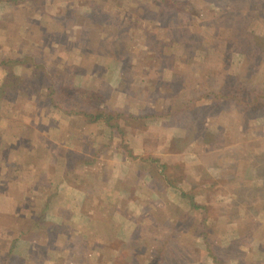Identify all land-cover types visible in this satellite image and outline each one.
I'll return each instance as SVG.
<instances>
[{
    "label": "rangeland",
    "instance_id": "1",
    "mask_svg": "<svg viewBox=\"0 0 264 264\" xmlns=\"http://www.w3.org/2000/svg\"><path fill=\"white\" fill-rule=\"evenodd\" d=\"M85 1L78 0L79 5L82 7ZM120 1L119 7H127L133 16L131 32L137 44L129 47L135 51L140 44L144 49L139 53L137 68L143 62L148 64L149 54L155 57L149 75L154 86L145 90L147 80H138L137 68L133 69L135 73H130L131 69L125 72L120 63L105 56L92 66L88 52L102 56L107 39L102 37L100 45H95L93 39L90 41L88 24L73 27L67 40H50L36 50L35 57L46 62L70 59L75 63L77 56L83 57L79 61L83 60L84 68L90 71L81 70L83 74L76 83L82 82L85 75L93 85L102 77L110 80L112 85L105 89L109 100L104 106L134 114L136 119L128 115L118 118L122 131L110 138L108 127H91L81 116L59 109L40 117L31 94L0 93V231L9 236L12 226L22 231L34 229L24 241L46 230L44 222H55L60 204L62 191L57 184L67 181L79 189L71 192L75 200L71 211L81 215L76 220L84 223L87 214L93 216L89 225L95 236L85 237L78 244L89 264H120L117 253L139 234L146 236L140 245L151 253L156 250L152 238L163 242L169 235H178L177 244L185 247L180 250L183 256H177L182 264H264V202L262 206L258 201L245 214L242 199L235 193L237 186L246 181L259 197H264L263 110L251 111L250 107L242 117L229 102L226 107L206 106L212 105L214 97L210 95L199 101L204 104L201 118L167 116L171 89H178L181 100L185 99L193 86L207 79L213 67L217 91H226L222 86L225 73L239 77L241 84L252 81H248L247 103L264 93V0H190L198 12L185 11L170 23L166 18H156L153 0ZM11 10L10 6H0V53L15 55L27 50L40 33L23 23L22 13ZM59 11V5H55L49 7L48 14L59 17ZM25 15L37 24L44 22L50 31L59 28L49 17L42 20L38 7H27ZM153 19L155 26L150 24ZM176 24L184 29L182 35H177ZM236 32L241 35L239 41L231 40ZM76 70L80 74V69ZM139 83L142 90L132 93L130 87ZM34 87L31 82L26 91ZM259 99L262 106L264 96ZM103 144L105 149L99 147ZM162 167L167 168L166 176L168 173L177 178L181 190L189 192L187 198L179 190H167L162 177L165 175L160 173ZM203 188L205 193L196 192ZM85 192L90 194L89 201L82 200ZM191 195L215 208L211 218L218 216L216 221L211 220L207 242L185 231L182 236L173 229L185 212L196 219V213L189 210ZM246 195L250 201L254 199L248 193L241 197L246 199ZM223 210L225 215L221 216ZM0 244V253L15 246L7 239ZM125 249L129 251L128 246ZM33 255L41 258L38 264H66L58 259L56 263L45 262L50 260L46 254ZM148 257H135L126 264H142Z\"/></svg>",
    "mask_w": 264,
    "mask_h": 264
},
{
    "label": "trees",
    "instance_id": "2",
    "mask_svg": "<svg viewBox=\"0 0 264 264\" xmlns=\"http://www.w3.org/2000/svg\"><path fill=\"white\" fill-rule=\"evenodd\" d=\"M120 2V0H86L85 4H83L81 7L78 0H0V6H10V8L13 9L11 10L12 13L16 11L22 13L24 20L23 23L27 24V26H31L32 28L36 27V30L40 33V37L36 41L31 42L27 50L18 51V54L15 55L2 52L0 53V72L2 73L0 77V93L7 95L9 91H11L24 93L27 96L31 94V102H33L35 107V113L37 115L40 114V117H43L44 115H50L54 108L59 109L64 111L66 114L81 116L91 127H102L104 125V127H108L109 129L110 138L117 137V135L122 131L118 118H123L127 115V117L132 116V118H136L134 114L130 115L123 111L109 109L104 106V104L108 103L109 100L105 89L109 88L112 85V82L110 80L102 79V77L99 83L93 85L92 83H89V81L87 82L85 80V78L88 80L85 75L84 78H81L83 79L82 82L76 83L78 76L83 74L81 70L90 71V68H84L83 60L79 61V59L83 57L77 56L78 60L76 61L75 59V63H71L69 61L70 59L66 62H46L35 57V52L36 50L47 46L50 40V42H57L56 39L61 37L67 40L70 36V33L72 32L73 27L80 25L82 27L83 25L88 24L87 26L91 28L92 32L90 41L93 39V43L95 45H100L102 37H106L107 39V47L105 53H103L102 56L96 55V51L90 50L88 52L87 55L90 56L92 58L91 61H93L92 66L95 65V61L97 62L96 65H98L100 58L105 56L110 58L113 62L120 63V66L125 72L131 69V73L133 69L135 70V68H137L139 53L144 51V49L141 48L139 43L138 44L140 48H138L137 45L135 51H132L129 47L131 45L134 46V42L137 44V41H134L132 38L133 32H131L134 22H130V18L133 16L130 11H127V7H119ZM55 5H59V17H52L48 14L49 7H53ZM115 5H118V7H115ZM153 5L157 11L156 18L158 20H161L160 18H166L165 21H168V23H170V20L177 18L185 11H189L191 13L198 12L197 8L192 5L190 0H153ZM29 6L38 7L42 15V20L43 18L47 20L49 17L59 26V28L55 31H50L44 22L37 24L33 21L34 19H28L26 15L24 16V11ZM155 19H153V21L150 23L152 26H155ZM175 31L176 33H179L177 35H182L184 29L181 27V25L176 24ZM26 32L30 33L27 29ZM243 35L244 34H242V36ZM240 38L241 35H239L237 32L236 34L231 35V40L239 41ZM149 39L155 41L153 38L148 37V40ZM171 40L172 36L169 34L168 44L172 42ZM163 41L165 40L163 39ZM154 59L155 57L152 54H149L148 64L143 62L139 68H137L139 70L140 76L138 80L141 78L147 80L145 90L148 91L150 90L149 87L154 86H151V80L149 79V75L151 74L150 70L151 67H153ZM91 61L88 63L89 65ZM76 69H80V74ZM215 71L216 67H213L208 72L207 79L203 78L197 87L190 85L193 86L191 88L192 91L190 94H187L188 96L183 99L184 101L181 100V97L178 95V89H171L170 95L172 96V100L168 104L167 116L171 118L172 116H175V114H184L186 116L201 118L199 114L203 110L201 107L204 106V104H200L199 101L201 98H205L206 96L210 95H213L214 97L212 105L206 106H212L215 108L226 107L229 102L230 104L234 105L237 111H240L239 114H241L242 117H244V113L248 112L250 107H253L251 111L253 110L257 112L259 110H263L264 112V104L260 106L261 102L259 99V97L262 98L264 96V93L258 95L254 102L247 103L245 101L246 94L250 88L249 82L252 81L247 80L245 84H241L238 81V79H240L239 77L237 79V76H229L224 73V78L222 80L225 81H223L222 86L226 89V91L221 90L222 92H220L214 89L215 83L212 79L214 78ZM133 72L135 73L137 71ZM31 82L35 84V87L30 92H27L26 89ZM244 86H246L245 89ZM173 87H175V85H173ZM142 88L143 87H140L139 83L136 86L132 85L130 87V91L134 93L136 90H142ZM207 92L208 94H206ZM178 108L179 110L177 111ZM207 108L210 107H205V109ZM212 137L214 136L212 135ZM80 146L84 149L83 145ZM100 146L105 149L104 144L99 145V147ZM102 148H100L98 151L102 150ZM166 169V167H162L160 173L165 175L164 173L168 172ZM156 170L159 171L160 167L157 166ZM67 174L68 173H66V175ZM166 174L168 177L166 175L162 177L167 183V190H179L182 196L187 198L189 192L179 188V184L176 181L177 178H172V175H168V173ZM205 186L208 188V190L211 189L209 185ZM236 189L237 190H235V193L237 197L242 199L240 202L243 204L242 208L245 214H248L249 208L251 206L257 205L256 203L258 201H260L262 203L261 205L263 206L264 197H259L258 193H255L254 189L251 188L246 181L244 183H240ZM196 192L205 193L204 188ZM245 193L250 194L251 198L254 199L250 201L247 198V195L246 199L241 197V195H244ZM190 197L191 200L189 203V210L196 213V219L193 220L194 216L189 215L188 212H185L174 222L176 226L173 229H178L182 236L185 234V231L187 232L186 234L191 233L192 236L195 235L207 242L210 237V229L213 226L211 222L213 220L216 221L218 218V216L216 218H211L210 216L211 211H213L215 208L211 205H208L207 203L197 201L192 195ZM220 214L221 216L225 215V210L221 211ZM44 223L47 225V232L54 230L53 223L47 220ZM33 231L34 229L32 228L22 231L20 228L17 229L15 226H12L9 230L10 234L5 231V234H9V236L12 234L14 235L12 240H9L10 237L4 235L2 231H0V242L4 239H7L9 243L13 242V245L17 244L22 239L27 238ZM15 233L18 234V237L15 236ZM143 237L146 236H141L139 234L137 237L135 236L132 242L129 241L126 243V245H123V247L117 253L120 258V264L132 262L135 257H140L143 255H149V257L146 258L142 264L183 263L182 259L177 257L183 256L180 250L185 248H182L177 244V239H179L178 235H169L168 239L164 240L163 242H158L150 236L152 238L151 244L156 247L155 253H151L152 250L140 245L144 242L141 240ZM147 239L150 240L149 237ZM126 246H128V252L127 249H125Z\"/></svg>",
    "mask_w": 264,
    "mask_h": 264
},
{
    "label": "crops",
    "instance_id": "3",
    "mask_svg": "<svg viewBox=\"0 0 264 264\" xmlns=\"http://www.w3.org/2000/svg\"><path fill=\"white\" fill-rule=\"evenodd\" d=\"M57 185H59L58 188L62 191V194H60L58 198L60 204L57 205L58 210L56 211L55 219H53V222L55 221L53 223L54 230L49 232L46 230L41 232L38 231L33 234L31 238L24 241L22 240L19 244H15L12 250H8L7 252L1 251L0 254L4 256L0 257V264H19V262L22 264L37 262L36 264H38L42 261L41 258L33 254L48 255L50 260L45 261L48 263H56L57 261L55 260L58 259L63 262L65 261L66 264H89V258L81 252L78 248V244L84 241L85 237L95 236L94 228L89 225L90 222L91 224L93 223V216H88L86 213L87 216H85L86 220L84 223L76 220L79 219L81 215L80 213L71 211L73 204H75L71 192L79 190L78 186H72L67 181ZM89 195V192H85L84 196H82V200L89 201ZM104 205H106L105 202ZM38 218L37 216V219ZM71 239H74L73 243H71ZM76 239L80 240L76 241ZM60 242H64V245ZM22 255L26 256V258L24 259ZM61 256L62 258H60ZM138 262L139 261H136V263L132 264H139Z\"/></svg>",
    "mask_w": 264,
    "mask_h": 264
}]
</instances>
